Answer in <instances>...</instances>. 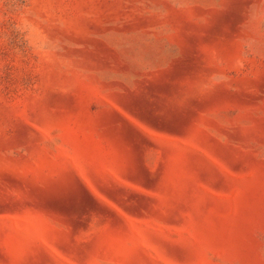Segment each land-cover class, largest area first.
<instances>
[{
    "label": "rangeland",
    "instance_id": "374dc122",
    "mask_svg": "<svg viewBox=\"0 0 264 264\" xmlns=\"http://www.w3.org/2000/svg\"><path fill=\"white\" fill-rule=\"evenodd\" d=\"M0 264H264V0H0Z\"/></svg>",
    "mask_w": 264,
    "mask_h": 264
}]
</instances>
